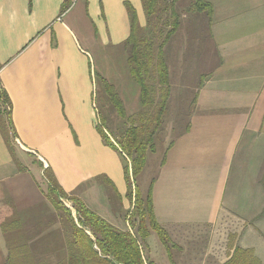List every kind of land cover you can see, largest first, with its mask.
<instances>
[{
  "label": "crops",
  "instance_id": "1",
  "mask_svg": "<svg viewBox=\"0 0 264 264\" xmlns=\"http://www.w3.org/2000/svg\"><path fill=\"white\" fill-rule=\"evenodd\" d=\"M68 1L61 12L64 0H0V90L11 102L16 132L9 136L11 152L0 130V264H6L1 223L7 215L27 213L23 223L34 234L36 210L48 204L38 190L46 167L66 192L126 228L131 204L123 163L96 127L93 50L126 54L125 3L143 28L146 16L141 0ZM206 1L211 14L191 7L163 48L167 109L177 91L181 98L185 89L193 91L183 97L186 123L158 161L155 152L147 153L138 178L148 182L154 215L167 233L172 227L218 225L228 217L243 226L234 245L252 248L262 264L243 241L264 207V0ZM109 70L103 78L113 81L125 113H137L139 86L124 89L107 76Z\"/></svg>",
  "mask_w": 264,
  "mask_h": 264
},
{
  "label": "trees",
  "instance_id": "2",
  "mask_svg": "<svg viewBox=\"0 0 264 264\" xmlns=\"http://www.w3.org/2000/svg\"><path fill=\"white\" fill-rule=\"evenodd\" d=\"M141 1L146 25L144 28L139 25L134 8L125 3L130 34L123 43L129 74L140 89L141 109L126 116L114 87L105 78L98 77L106 99L114 106L118 116L127 122L122 134L114 136V143L103 128L104 116L100 110L97 111L99 124L96 127L102 141L118 152L123 163L127 187L125 197L131 204L125 217L131 218V228L120 229L109 223L89 208L75 192H66L52 169L46 167L43 168V177L47 188L42 193L53 215L49 212L42 222L38 221L34 234L23 223L27 213L23 215L14 211L4 218L1 230L7 248L6 264H156L145 258L142 245L147 244L151 232L156 233L162 244H167L168 233L156 220L150 188L143 196L135 184L146 164L147 153L155 152L154 135L167 109L170 84L163 48L178 29L180 15L176 10L178 0ZM69 4L68 0H64L61 12ZM191 7L207 15L212 11L211 4L206 0H193ZM164 23L169 29L163 33ZM149 79L156 82V90L148 83ZM0 130L11 151L9 136L15 137L16 132L11 120V102L4 90H0ZM63 200L68 201L71 208ZM43 231L46 232L42 236ZM37 235L40 237L33 241ZM221 264H261V261L252 248L234 245L228 259Z\"/></svg>",
  "mask_w": 264,
  "mask_h": 264
},
{
  "label": "rangeland",
  "instance_id": "3",
  "mask_svg": "<svg viewBox=\"0 0 264 264\" xmlns=\"http://www.w3.org/2000/svg\"><path fill=\"white\" fill-rule=\"evenodd\" d=\"M191 1L192 0H180V3L176 5V10L180 15V23H184V21L187 20L188 14L193 12L191 10ZM162 16L165 17V14ZM168 29L169 27L164 23L162 25V32L164 33ZM100 53L101 52L93 50V69L97 78L106 77V69H110L107 76L112 75L116 80L123 82L124 89H134L135 87L137 89V83L129 74L128 65L126 63V54L124 53L122 56V50H105L101 55ZM113 54L115 56V64L111 63ZM103 62L105 63L103 64ZM174 76L173 73V77ZM176 82L177 78L174 80V83ZM110 83H113V81H110ZM148 83L154 90L157 89V84L153 79H149ZM96 85V106L97 109L100 110V114L105 118L103 128L108 136L115 142L114 136L119 137L122 134L127 127V122L125 119L118 116L114 106H112L110 101L106 99L105 92L103 91V87L99 80ZM192 94V90L185 89V92H183L181 96L190 97ZM154 97L155 100H157V92L154 93ZM183 97H179V92L177 91L170 106L166 109L161 126L154 135L155 161H158L163 157L164 149L168 143L173 140V137L175 138V136L182 131V127L186 123V116L183 111L185 108ZM127 115L129 114L126 113V116ZM29 162L30 161L27 160L28 164ZM143 179L144 176L143 178L139 177L135 185L144 196L147 191L145 188L147 187L148 182L147 184H144ZM38 181L40 185L39 187H41L38 188V190L44 192L46 189L43 185L45 183V178L38 176ZM63 202L66 206L70 207L68 201L63 200ZM48 211L52 216L53 210H50L48 204L45 205V203H43L41 210L36 212L35 215L37 216V219L42 222ZM72 214L75 216L73 210ZM259 214L260 216L252 222L255 228L253 226L247 228L249 231L244 237L243 243L254 247L261 257L262 264H264V207L260 208ZM233 222L234 221L230 218L224 217L218 225L213 226L196 225L172 227L169 229V239L166 245L162 244L156 233L153 232V235L147 238V244L142 245L143 254L146 259L153 260L156 264H221L227 260L229 254L232 253V247L237 239V235H239V232L241 231L240 229L243 228L239 222ZM124 225L127 229L132 226L131 218L126 217Z\"/></svg>",
  "mask_w": 264,
  "mask_h": 264
}]
</instances>
